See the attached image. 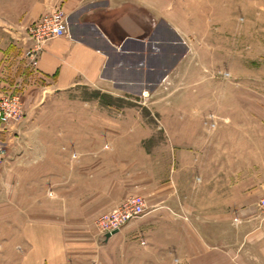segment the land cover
<instances>
[{"label": "rangeland", "instance_id": "374dc122", "mask_svg": "<svg viewBox=\"0 0 264 264\" xmlns=\"http://www.w3.org/2000/svg\"><path fill=\"white\" fill-rule=\"evenodd\" d=\"M8 1L0 0V14L12 11ZM159 6L160 14L175 24V33L186 36L189 49L162 48L159 53L168 57L173 53L174 62L179 56L184 58L162 80V73L152 75L148 89L106 92L76 87L53 92L38 86L25 94L27 89L21 84L3 93L19 97L22 110L21 119L9 123H18L9 147L1 137L9 124L0 126V141L6 146L0 168V264H22V233L27 226L37 238L41 229L50 232L48 252L54 248L50 241L54 244L57 228L68 233L75 228L80 243L92 241L95 250H102V234L96 222L116 204L107 201L109 195L97 191L101 180L110 183L111 197L120 187L130 188L139 180L150 182L149 188L145 185L144 192L134 195L149 200L144 217L153 209L165 208L151 198L168 176L176 181L180 195L174 203L177 206L183 204V194H191V203L198 206L199 194L211 193L214 186L210 184L215 179H237L239 194L261 196L246 207L239 206L234 225L253 218L259 224L264 222L254 212L257 201L264 198V0H159ZM174 114L179 136L171 138L167 130L174 124L170 118ZM117 126L131 133L122 139L127 152L121 154L125 164L119 177L116 170L101 168L104 164L97 162L95 176L90 180L80 176V184L71 185L70 165L62 167L56 147H85L88 136L97 141V136L117 130ZM183 126L192 127L191 132H184ZM147 132L153 135L144 137L142 144L150 162H143V171L135 170L131 163L138 165L139 155L129 141ZM197 140L202 144H180L178 152L172 151L174 142L191 144ZM101 175L105 180H96ZM87 180L98 184L94 193ZM112 181H119L118 186L113 188ZM244 210L250 214L246 212L243 219ZM118 245L111 244V257L100 259V263L92 262V248L84 247L61 264H122ZM31 253L37 255L38 251L33 247ZM31 260L32 264L40 263L33 256Z\"/></svg>", "mask_w": 264, "mask_h": 264}, {"label": "crops", "instance_id": "0c3cea01", "mask_svg": "<svg viewBox=\"0 0 264 264\" xmlns=\"http://www.w3.org/2000/svg\"><path fill=\"white\" fill-rule=\"evenodd\" d=\"M7 6L12 11L7 15L0 14V97L7 89L20 87L21 84L27 89L25 94L38 86L53 92L76 87L106 92L141 91L152 86V75L157 77L162 73V80L184 58V55L179 56L174 62L173 53L169 57L159 53L162 48L189 49L186 36L176 34L175 24L160 14L159 0H10ZM57 7L67 16L68 34L47 41L39 54L36 68L31 70L24 58L25 50L31 45L25 29L41 15ZM160 20L163 22L160 23ZM168 65L172 68L168 69ZM170 118L174 124L168 126L167 135L175 138L179 136L176 132L180 126L177 115ZM17 124L7 125L5 132L1 133V137L9 143L7 147L16 134ZM117 128L97 136V141L90 139L94 136H88L89 140L83 142L85 147H56L61 154L58 158L62 167L70 165L71 185L80 184V176L89 179L94 175L97 162L104 164L101 168L116 170V178L119 177V170H123L125 164L121 154L127 152L126 148H122V139L131 137V133L123 131L121 126ZM182 130L191 132L192 127L183 126ZM152 135V132H147L140 139L133 137L129 141L130 146L135 147L134 153L139 155L138 165L136 161L131 163L135 170L143 171V162H150L142 141ZM189 137L198 138L196 135ZM180 144L194 146L202 142H174L172 151L178 152ZM84 161L86 164H83ZM109 162L111 166L105 165ZM60 177L63 178L62 174ZM101 179L105 180V175L96 180ZM174 179L168 176L152 194L151 199L165 204V208L151 210L109 237L101 236L102 250H95L96 243L92 241L80 243L75 228H71L70 233L57 228L54 244L50 241L54 248L48 252L50 232L41 229L37 238L35 233V236L31 235V227L27 226L22 233V264H32V256L39 259V264L44 261L46 264H61L68 256L73 259L74 251L84 247L92 248L89 258L100 263V259L111 257L110 246L113 243L119 244L118 257L122 264H264V222L259 224L253 218L240 225L233 223L239 206L246 207L261 195H252L255 193L251 192L244 197V193L239 194L237 179L219 178L210 184L214 186L211 193L199 194L198 206L192 204L191 194L181 195L183 204L177 206L174 203L179 201L180 195ZM224 181L227 184H223ZM87 182V186H92L91 193H94L98 184ZM99 182L101 188L97 191L109 195L107 201L114 202L115 208L136 193L144 192L145 185L147 188L150 185V182L143 184L139 180L130 188L120 187L111 197L113 191L107 188L110 183L106 180ZM118 184L119 181L111 182L112 186ZM246 212L250 214L248 210L241 212L243 219ZM33 247L38 251L37 255L31 253ZM102 264H105L104 261Z\"/></svg>", "mask_w": 264, "mask_h": 264}, {"label": "built area", "instance_id": "2783aa9c", "mask_svg": "<svg viewBox=\"0 0 264 264\" xmlns=\"http://www.w3.org/2000/svg\"><path fill=\"white\" fill-rule=\"evenodd\" d=\"M68 34V19L61 8H56L41 15L25 29V35L31 45L25 50L24 58L27 67L34 70L43 45L54 38ZM19 97L7 94L0 99V126L21 119ZM6 158V146L0 141V168ZM254 210L264 220V198H260ZM146 212V202L141 196H133L112 211L102 214L96 222V229L102 236L117 232L129 222L141 217ZM253 212V213H254ZM235 222H239L236 218Z\"/></svg>", "mask_w": 264, "mask_h": 264}, {"label": "water", "instance_id": "95a60500", "mask_svg": "<svg viewBox=\"0 0 264 264\" xmlns=\"http://www.w3.org/2000/svg\"><path fill=\"white\" fill-rule=\"evenodd\" d=\"M115 232H113V233H111V234H108V235H106V237H109L110 235H112V234H114Z\"/></svg>", "mask_w": 264, "mask_h": 264}]
</instances>
